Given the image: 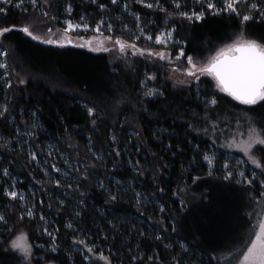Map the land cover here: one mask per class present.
<instances>
[{
  "label": "trees",
  "instance_id": "trees-1",
  "mask_svg": "<svg viewBox=\"0 0 264 264\" xmlns=\"http://www.w3.org/2000/svg\"><path fill=\"white\" fill-rule=\"evenodd\" d=\"M250 1L236 4L239 15L205 10L200 19L178 15L168 0L152 8L146 4L156 0H51L48 10L56 25L59 19L85 17L91 26L104 19L114 28L120 21L133 26L128 13L137 14L144 24L152 23L154 34L156 27L174 29L182 44L171 47L175 55L184 49L182 61L190 55L205 63L242 30L264 43V0H257L262 8L255 10ZM31 4L16 8L0 2L6 9L0 28H10L0 35L5 65L0 129L11 135V125L17 124L30 132L38 156L42 148H55L69 160L76 179L75 185L55 186L25 154L0 147V264H26L8 247L17 229L33 246L31 264H88L74 248L78 234L102 247L109 264H221L218 256L229 249L228 236L224 229L215 237L210 229L219 221L226 227L238 221L250 226L242 200L260 196L264 169L245 161L257 177L251 180L246 171L238 180L223 169L227 161L235 162L223 153L210 168L206 153L220 149L211 144L215 128H206V117L221 116L217 124L223 127L228 126L223 125L225 113L230 122L240 111L260 108L263 117L264 101L244 105L217 88L213 77L200 76L190 84L172 81L169 76L176 72L159 60L112 62L107 53L34 41L21 30L34 13ZM246 14L253 18L243 22ZM146 86L154 88L151 95ZM256 156L264 163V148H257ZM4 170L25 181L33 175L44 186L32 217L22 216L19 201L7 197ZM182 188L200 189L194 208L176 197ZM218 192L238 200V210L215 213L212 201ZM46 227L54 231L51 236L44 233Z\"/></svg>",
  "mask_w": 264,
  "mask_h": 264
},
{
  "label": "rangeland",
  "instance_id": "rangeland-1",
  "mask_svg": "<svg viewBox=\"0 0 264 264\" xmlns=\"http://www.w3.org/2000/svg\"><path fill=\"white\" fill-rule=\"evenodd\" d=\"M31 2V0H22V4L25 2ZM171 8L178 11V12H187L191 13H201L205 12V10H210L213 13H227L228 11H219L217 12L215 9H223L224 7V0H180L181 7L177 8L176 5L173 3V0H168ZM239 1H246V0H236V4ZM1 3H5V0H0ZM12 5L16 7V4L19 2L11 0ZM14 3V4H13ZM32 3V2H31ZM51 0H41L40 3L37 0L36 6L34 7V13L31 14L29 19L24 23V25H28L30 30L33 33V36H29L32 40L41 42L43 44H49L45 41L49 38L52 39H60L62 35H64L63 30L67 27V22L71 21L73 25H81L87 24L88 28L84 27H74L71 29L67 35L71 37L72 43H54L49 45H56L59 47L67 46V45H74L83 47L91 52L94 53H107L109 54L111 61L115 62L117 60H124L127 62H131L134 58H141L144 61H161L165 63L166 66L170 67L172 73L176 72V74H171L169 79L172 81H176L180 84H190L196 81L192 77H189L184 71V68L188 67L187 58L182 61V57L177 59V55L173 53V47L182 44L181 41L174 38V29L173 28H163V27H156V32L152 33L151 31V22L148 21L144 24V21L140 19V16L134 13H128V17L130 21L134 20V25L130 26L120 21V23L114 28L111 23L106 20L98 21L94 26L89 24L88 19L83 17V21L80 19H59V25L55 24L56 18L52 16L51 12L48 10ZM209 3H213L215 5V9H208L207 5ZM253 3V0L250 1L249 5ZM256 3L257 0H256ZM8 4V3H5ZM259 4V3H258ZM33 6V4H31ZM236 6V5H235ZM259 7L262 8L261 4ZM18 8V7H16ZM264 12V11H262ZM261 12V13H262ZM47 13V15H45ZM260 13V16H261ZM202 17V16H201ZM195 19V18H192ZM103 21V22H101ZM244 22V21H243ZM112 25L111 30H108V25ZM99 28V31L96 29ZM49 29L52 30V33H49ZM172 32L171 38H165L166 42L157 43L156 42V35L161 32ZM54 33V35H53ZM26 34V33H25ZM27 35V34H26ZM35 36H39L40 39H35ZM123 36H128L131 39H127ZM80 37H84V39H80ZM106 37H111V39H105ZM150 37V39H149ZM120 38L121 41L125 43V49L122 52L118 44H116V39ZM237 38V37H236ZM236 38L234 40H236ZM245 39H249L244 36ZM231 42H227L223 44L219 49H224L227 45L231 44ZM145 42L144 45L139 43ZM132 44L135 47H129L128 45ZM144 50V51H141ZM151 50V51H148ZM180 50V49H179ZM159 53L163 52L165 54V59H161L158 55H152V53ZM179 52V51H178ZM4 51L0 46V59H3ZM195 62V61H194ZM208 62H198L199 66H204ZM3 64V63H2ZM180 69V70H177ZM4 68H0V85L4 80L3 75ZM200 76H207L213 77L208 73L199 74ZM175 76V77H174ZM176 78V79H174ZM215 79V78H214ZM146 92L153 93L154 88L152 86H146ZM212 101V100H211ZM263 108V105H260ZM4 105L2 100L0 99V112L3 113ZM262 109L255 108L253 110H243L240 111L237 118H234V121L229 122V113L222 114V118L226 119L227 121L223 123V125H228L226 127L220 126L217 124V120L221 118V116H215V114L208 115L206 117L205 124L206 128H215V130H210L212 138L211 144L213 147L220 149L216 150L212 148L209 152L206 153L208 159H205L210 168H213L217 163V157L220 154H224L226 158L229 160H235L234 164L232 162L227 161V163L223 166L224 170H228L227 173L229 176L232 174L236 175L238 180L242 179L243 175L246 171L251 174V180H254L257 175L255 171H253L247 163L251 166H256L251 163L248 159V156L242 151L240 147H237L236 144H239L241 140H247L248 132H249V125L247 123L248 118H252V122L255 124L257 129H264V116H261ZM240 122L238 126L237 122ZM210 124V125H209ZM13 128V133L8 135L5 131L0 129V147L4 146L9 149L16 150L18 152H22L26 155V157L33 162L34 170L41 172L45 177V180H48L53 183L55 186H60L61 183L70 185H75L76 177L73 175V166L69 163V160L66 158L65 155L57 151L55 148H42L41 155L38 156L36 150L31 143V133L25 131L17 124L11 125ZM243 133V135H235L234 133ZM235 139V143L231 147L228 146ZM39 145V143H38ZM257 148H264V144L255 143L252 145L251 155L256 156ZM224 150V151H221ZM226 151V152H225ZM233 152L238 153L241 157H235ZM205 156V157H206ZM2 156L0 155V159ZM258 159V158H257ZM220 160V159H219ZM247 163H246V162ZM241 172L243 175H241ZM231 174V175H230ZM3 175L5 177L4 180V188L5 193L9 191H15L18 193L16 198L7 197L11 199L18 200L21 207V214L25 217H32L37 210L36 202H39V206H41L40 198V186L42 187L39 182L35 181V177L32 175L31 180L25 181L23 178L18 177L16 174L9 172L8 170H4ZM58 182V183H57ZM21 183H24V186H21ZM44 187V186H43ZM42 187V188H43ZM44 189V188H43ZM66 194V192L64 191ZM218 196L221 198H213L212 206L214 208V212L217 213L218 211H223L224 213L227 211H236L238 210L239 203L238 200H230V196L226 195L224 192H218ZM201 191L200 189L189 190L188 188H182L178 190L176 193V197L182 200V203L185 204L187 209L194 208L196 206L198 200H200ZM245 206L244 214L249 220L250 226L244 227L241 222L235 223H228L227 227L225 226L226 223L223 221H219L218 224H213L214 229H210L215 237L217 234L219 236V232L224 230L226 231L227 237V246L228 250L221 252L218 257V260L221 264H241V260L243 257L244 251L247 249V245L251 243V240L255 238L256 233L259 229V224L261 221H264V189L259 197L254 198L253 200H242ZM74 209H77L76 205L74 204ZM31 211L32 215L29 216L28 212ZM76 211V210H75ZM215 217V216H214ZM4 224V220H0ZM23 231L22 229H17L13 236H11L8 247L15 251L17 254L24 258V253L17 247H12V241L16 238V236ZM44 233L47 236H51L54 232L50 228H45ZM24 232V231H23ZM25 233V232H24ZM77 244L74 245V248L78 249L81 253L83 258L88 262V264H92V261L96 259L98 264L106 263L107 260L100 259L99 254L102 253L104 257H106L105 252L102 250V247L98 246L97 244L93 245L92 243H88L85 236L78 234L76 236ZM27 241L29 242L28 236ZM83 242V243H81ZM92 247L93 251L89 252L88 248ZM32 252L29 255L28 259L26 260V264H31ZM25 260V258H24ZM112 264H121L120 262H115Z\"/></svg>",
  "mask_w": 264,
  "mask_h": 264
},
{
  "label": "snow or ice",
  "instance_id": "snow-or-ice-1",
  "mask_svg": "<svg viewBox=\"0 0 264 264\" xmlns=\"http://www.w3.org/2000/svg\"><path fill=\"white\" fill-rule=\"evenodd\" d=\"M33 7L36 6L37 0H31ZM47 2V0H46ZM116 0H113L115 3ZM142 3L145 0H141ZM5 3L11 4V0H5ZM173 3L177 8L181 7L180 0H173ZM236 0H224L223 9H215L213 3L207 5L208 9H215L219 11H228L233 12L239 15V12L236 8ZM147 7H160L159 0H156L155 5L152 3H147ZM16 7H22V0L16 4ZM104 7V5H101ZM250 10H255L259 8V4L256 3V0H253V3L249 5ZM6 9L0 8V13L5 12ZM24 11H27L24 9ZM178 15L182 17H187L188 19H200L203 15L201 13H187V12H178ZM47 15V13H45ZM171 15V13H170ZM264 16V12L261 13ZM253 17L250 14H246L242 17L243 21H248ZM83 21V17L81 18ZM103 22V21H101ZM74 27H84L88 28L87 24L73 25L71 21L67 22V27L63 30L64 35L60 39L49 38L45 42L49 44L54 43H72V39L67 33ZM108 30L110 31L112 25H108ZM21 30L26 33L28 36H33L32 31L28 25L21 26ZM10 31V28H0V35ZM99 31V28L96 29ZM49 33H52V30L49 29ZM54 35V33H53ZM172 32L169 30L167 32H161L156 35L155 39L157 43L166 42L165 38H171ZM35 39H40L39 36H35ZM84 39V37H80ZM105 39H111V37H106ZM150 39V37H149ZM125 43L116 39V44L119 45L120 50L123 52L125 49ZM129 47H135V45L129 44ZM144 51V50H141ZM151 51V50H148ZM152 55H158L161 59H165V54L163 52L152 53ZM184 49L181 48L177 53V59L184 56ZM188 67L184 68L183 71L194 79H199V74L208 73L209 75L214 76L216 79V87L219 88L222 92L228 93L229 96L233 97L235 100L240 101L244 105H256L257 101H264V43H260L257 40H250L244 38V31L242 30L231 44L227 45L224 49L219 50L215 56L211 58L209 63L204 66H199L192 56H187ZM5 65L0 63V68H4ZM180 70V69H177ZM7 75V73H5ZM23 81H21L22 83ZM151 95L152 93H147ZM215 99L210 101V103H215ZM89 113L93 112V109H88ZM0 115H3L0 112ZM238 126L240 122L238 121ZM249 125V132L247 140H241L239 144H236L237 147H240L242 151L248 156V159L252 164L256 165L258 168L264 169V163L261 160L257 159L255 156L251 155L252 145L255 143L264 144V129H257L255 124L252 122V118L249 117L247 121ZM235 135H243V133H234ZM235 143V139L228 144L231 147ZM205 159H208L206 156ZM231 175V174H230ZM241 175L243 173L241 172ZM58 183V182H57ZM8 196L16 198L18 193L15 191H9ZM28 215L31 216L32 212L29 211ZM3 215H0V220H3ZM71 225H69L70 227ZM83 243V242H81ZM12 247L19 248L24 253L25 260L28 259L29 255L32 252V244L27 241V234L21 231L16 238L12 241ZM89 252L93 251L92 247L88 248ZM100 259L107 260V257H104L102 253L99 254ZM241 264H264V221H261L259 224V229L256 233L255 238L251 240V243L247 245L246 251L243 253Z\"/></svg>",
  "mask_w": 264,
  "mask_h": 264
}]
</instances>
